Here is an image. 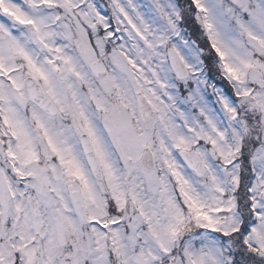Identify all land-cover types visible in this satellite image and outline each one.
I'll return each mask as SVG.
<instances>
[{"label":"snow or ice","instance_id":"1","mask_svg":"<svg viewBox=\"0 0 264 264\" xmlns=\"http://www.w3.org/2000/svg\"><path fill=\"white\" fill-rule=\"evenodd\" d=\"M0 264H264V0H0Z\"/></svg>","mask_w":264,"mask_h":264}]
</instances>
